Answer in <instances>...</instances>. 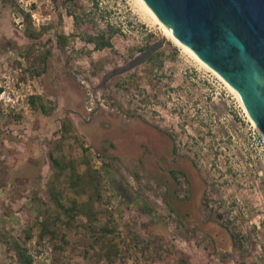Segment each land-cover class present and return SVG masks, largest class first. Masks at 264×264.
<instances>
[{
  "label": "rangeland",
  "instance_id": "rangeland-1",
  "mask_svg": "<svg viewBox=\"0 0 264 264\" xmlns=\"http://www.w3.org/2000/svg\"><path fill=\"white\" fill-rule=\"evenodd\" d=\"M0 264H264V140L138 0H0Z\"/></svg>",
  "mask_w": 264,
  "mask_h": 264
},
{
  "label": "water",
  "instance_id": "water-1",
  "mask_svg": "<svg viewBox=\"0 0 264 264\" xmlns=\"http://www.w3.org/2000/svg\"><path fill=\"white\" fill-rule=\"evenodd\" d=\"M156 20L235 90L264 140V0H141ZM151 43L127 64L146 60Z\"/></svg>",
  "mask_w": 264,
  "mask_h": 264
},
{
  "label": "bare ground",
  "instance_id": "bare-ground-1",
  "mask_svg": "<svg viewBox=\"0 0 264 264\" xmlns=\"http://www.w3.org/2000/svg\"><path fill=\"white\" fill-rule=\"evenodd\" d=\"M140 2V4L143 6V8L149 13L150 16L153 17V19L155 21L156 18L149 12V10L143 5V3L141 2V0H138ZM158 22V21H157ZM159 23V22H158ZM160 27L163 29V31L170 36L176 43H178L179 45H181L186 51H188L190 54H192L195 58H197L202 64H204L205 66H207L208 68H210L212 71H214L225 83L226 81L212 68L210 67L205 61H203L193 50L189 49L188 47H186L185 45H183L180 41H178L176 38H174L160 23H159ZM226 85L235 93V95L238 97V99L240 100L239 96L237 95V93L235 92V90L233 88H231L227 83ZM241 102V100H240ZM242 103V102H241ZM243 105V104H242ZM244 107V106H243ZM245 109V108H244ZM246 111V110H245ZM249 116V115H248Z\"/></svg>",
  "mask_w": 264,
  "mask_h": 264
},
{
  "label": "trees",
  "instance_id": "trees-1",
  "mask_svg": "<svg viewBox=\"0 0 264 264\" xmlns=\"http://www.w3.org/2000/svg\"><path fill=\"white\" fill-rule=\"evenodd\" d=\"M90 39H91V41H95V45L98 48L105 47V46H110L111 45L110 44V41L108 39H104L103 37H101L99 40L97 38H94V37L93 38H90ZM96 39L98 41H96Z\"/></svg>",
  "mask_w": 264,
  "mask_h": 264
}]
</instances>
